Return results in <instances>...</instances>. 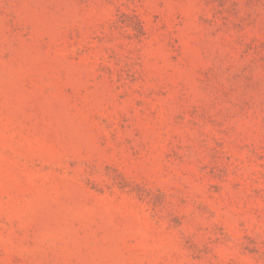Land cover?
<instances>
[{"label": "rangeland", "instance_id": "1", "mask_svg": "<svg viewBox=\"0 0 264 264\" xmlns=\"http://www.w3.org/2000/svg\"><path fill=\"white\" fill-rule=\"evenodd\" d=\"M0 264H264V0H0Z\"/></svg>", "mask_w": 264, "mask_h": 264}]
</instances>
